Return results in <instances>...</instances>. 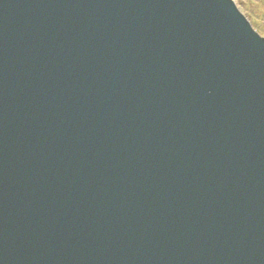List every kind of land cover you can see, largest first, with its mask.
<instances>
[{
	"label": "water",
	"instance_id": "95a60500",
	"mask_svg": "<svg viewBox=\"0 0 264 264\" xmlns=\"http://www.w3.org/2000/svg\"><path fill=\"white\" fill-rule=\"evenodd\" d=\"M0 264H264V38L232 0H0Z\"/></svg>",
	"mask_w": 264,
	"mask_h": 264
},
{
	"label": "rangeland",
	"instance_id": "374dc122",
	"mask_svg": "<svg viewBox=\"0 0 264 264\" xmlns=\"http://www.w3.org/2000/svg\"><path fill=\"white\" fill-rule=\"evenodd\" d=\"M252 28L264 38V0H232Z\"/></svg>",
	"mask_w": 264,
	"mask_h": 264
}]
</instances>
